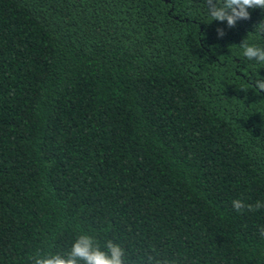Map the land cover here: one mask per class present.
Segmentation results:
<instances>
[{
    "label": "trees",
    "instance_id": "obj_1",
    "mask_svg": "<svg viewBox=\"0 0 264 264\" xmlns=\"http://www.w3.org/2000/svg\"><path fill=\"white\" fill-rule=\"evenodd\" d=\"M249 12L228 27L207 0H0V264L83 233L127 264H264V208L232 204L264 203Z\"/></svg>",
    "mask_w": 264,
    "mask_h": 264
},
{
    "label": "clouds",
    "instance_id": "obj_2",
    "mask_svg": "<svg viewBox=\"0 0 264 264\" xmlns=\"http://www.w3.org/2000/svg\"><path fill=\"white\" fill-rule=\"evenodd\" d=\"M207 2L212 20L227 21L228 27H234L238 20L249 19V9H264V0H207ZM261 31H264V28ZM217 32L220 37L225 34L223 29H218ZM240 46L244 58L264 65V47L249 44L248 37ZM253 88L264 90V79H257ZM232 204L237 211L245 207L250 211L264 208V203L259 201L255 205H246L242 199H235ZM260 234L264 237V228ZM29 259L32 264H127L126 250L120 244L108 240L102 246L95 236L87 233L78 235L66 252L37 250ZM148 260L149 264H180L177 260L156 259L152 256H149Z\"/></svg>",
    "mask_w": 264,
    "mask_h": 264
}]
</instances>
